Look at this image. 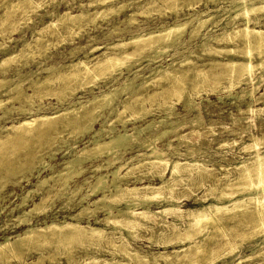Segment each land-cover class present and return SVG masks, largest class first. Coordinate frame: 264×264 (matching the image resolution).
<instances>
[{
    "label": "rangeland",
    "instance_id": "374dc122",
    "mask_svg": "<svg viewBox=\"0 0 264 264\" xmlns=\"http://www.w3.org/2000/svg\"><path fill=\"white\" fill-rule=\"evenodd\" d=\"M177 1H178L177 3H175L176 2L175 1L173 4V2L171 3L170 1H167V0H160V1L158 0H52V1L51 0H27V1L26 0H3V1L0 0V13H1L0 14V27H1L0 28V61L2 59L9 58L10 56L12 57L11 60L6 61V63L3 62L2 65H0V81L4 80L3 84L0 83L1 84L0 85V100H3V103L5 102L4 103V106H6L5 108L11 109L10 112L8 111V114L0 118V129H2L1 127L3 125L4 126L9 125L10 123L14 121L21 120L24 117L32 116L33 114H36V115L37 114L38 115L54 114L56 115V114L61 113L66 108H69V110L78 109V112H80L83 110V108H85V107H81L82 109L80 110V106L83 105V103L87 104V101L92 99V95L97 96V95L102 94L103 92L113 89L112 87L114 88L119 87V85H121L127 79L128 80L132 79L134 74H138V76L134 80L135 84H138L143 77L150 80L147 83L148 85L146 84L144 87V92L146 96L149 93L152 94V92H158V91L161 92L162 90H164V88L167 90L168 88L171 89L172 86L173 87L177 86L176 88L178 89L180 88L183 95L182 94L181 96L171 95V93L169 92L164 93V94L161 93V94L155 95L156 97L145 102V106L151 109V112L147 114L146 117H144L143 119H140L137 122H131L130 120L127 121L124 124V127L125 128L127 127L126 129L128 130L129 133H131L133 132L131 131V128L134 125L136 126L138 125V126H141V128H143L147 124L145 123V121L152 120V124H156L159 120H161V118H163L164 120L162 123L160 124L157 123L154 127L152 126L153 128L151 127L149 128V130L152 129L151 132H148L149 130L147 129L146 131L144 130L142 134H140V140H143V139H146L147 136L150 133H153L155 130L161 131L165 127H166L165 129H169L172 127V124L174 125L176 123L173 126V127H176V130L174 132H170V130H168L165 136H163L162 138H160L159 140L155 142L156 145L159 148L165 149L166 148L165 144L167 140H170L172 144V149L170 150L165 149V151H169L167 153V157H171V158H176V155H170L173 152V149L175 151L184 152L187 148H191L193 152L187 155H183L181 156V158L186 157V159L188 160L194 159V160H199L201 162L204 161V163L210 169L206 172L209 176L206 173H204L202 174V177L200 178L201 180L199 179L197 182H193V183L192 182L190 183L186 180V173H182L181 174L182 180L181 179L180 181L178 180V183L176 184L178 188L175 185L176 189L175 191L173 190L175 194L174 192H172L171 193L172 197L170 199L178 203L179 205L178 210L180 211H184L185 209H192L194 207H197L203 204L206 201L211 200L210 196L204 200L203 199L200 200V199L209 193L210 195L215 196V194L217 195L222 191L221 186H223V183H224L222 180L226 182L228 178H231V179L232 177L234 178L236 176V173L239 170V167H237V169L234 170L236 166L239 165L240 161H242L246 157L253 154L251 149L249 150V148L245 147L246 144L251 142L250 135L253 134V135L260 137L262 136V134H264V81L255 82L254 80L251 83V82L245 81L244 77L240 76L238 73H232V75H230L229 66L225 64V62L228 61L230 57L232 58L233 61L237 63L243 62L245 61V59H247V57H245L244 55V49L241 45V42H239L240 39L238 37H237L238 41H237V38L232 39V40L225 39L219 43L215 41L214 39L212 41L210 40L209 44H211L213 47H216V48L225 47V50L221 54H214V53L210 54V53L204 52L203 46L199 45V44L202 45L204 36L211 35L214 37L215 35L220 34L224 30L226 31L231 30L230 27L232 24L231 23L224 24V23H226V21L227 22L230 21L228 18L229 15H234V13L232 12L233 8H231L234 5L233 3L234 0H197V1L196 0H177ZM184 1H187L185 2V5L187 4L186 6H184ZM139 6H142L141 8L143 9H141ZM104 10H106L108 13ZM175 11L177 12L175 13ZM197 11L200 13H197ZM207 14L212 15L213 16L212 19L209 20L207 22L208 24H206L201 29L200 34L192 38H189V30L191 29L192 24H194L195 22L194 18L195 19L197 17L205 18ZM75 15L79 18L73 17L74 18L73 19L69 17V16H75ZM256 16L259 18V25L263 27L264 26V19H263L264 12L260 11L256 14ZM191 19H192V22L186 25L184 32L182 33L180 39L176 42V44H174V46H170L166 51H162V52L156 51V53L154 52V50H145L144 51L145 53L143 52V54L138 56L136 60L135 59L128 60L130 64V68L126 69L125 66H122L121 67L122 72L120 73V75L115 74L116 79H112L111 76L110 78L109 76L107 77L105 76V77L99 78L98 81H96L95 85H92L91 83H85L81 85V83L78 82L79 81L78 79L71 80L68 82L63 81V80L61 81L59 79L54 80L58 73L65 72V70L68 71V70H72L73 68H76L74 64L78 61H85V62L88 61L87 62L88 64L90 63L93 64L92 62L96 60V57H98L99 55L103 56L105 52L106 54L107 52L108 53L113 52L114 49L116 50V48L112 49L113 45L126 42L131 38V36L133 37V35H137V34L143 35L149 32L158 33L159 31H162V29H164L165 27H172L176 22H184V21H188ZM212 20L218 21V22L212 24L211 23ZM21 21H22V24H21ZM234 23L235 25L242 27L241 24L243 23V20L239 17L234 20ZM58 25H61V26L59 27ZM21 28H22V31H20ZM70 35L73 37V40ZM95 46L98 47V49L96 51L94 50L90 51ZM134 48L136 49L137 46L135 47L133 43H130L124 47L123 51L125 52L127 51L130 52L131 50L134 51ZM254 55L252 57L254 61L252 60V62L254 64H257L259 61L257 59H260V58L257 54L255 56ZM148 57L150 58L152 57L153 61H148ZM185 57L189 58L192 61L190 64H187V65L184 64L182 67H185V68L190 67L191 70L202 68L204 69L205 73L207 71L208 74L206 73V76L208 77L209 80L214 73L211 71H215L217 75L214 74L215 76L213 75L214 77H212L211 80H214V78L217 76L216 78L217 81L215 83H212L211 80L210 81L208 80L210 83L206 82L204 84H201V86L199 85L197 88H193L191 85L188 84L191 81L189 80V78L193 79L192 78L194 75L193 70L189 71L190 73L187 72L188 74L179 72L182 75L184 74L183 75L184 77H182V75L178 73L181 76V78H179L180 76L178 77L177 73H176L177 75L172 73L173 76L175 75L176 77H173L172 75L169 74L161 78H158L157 74H154L153 71H150V69L158 68V65L165 67V69L170 68V70H174L175 67L178 68L180 66V64L183 62V59ZM68 65L71 67L73 66V67L69 68ZM50 66L51 68H49ZM56 71L58 73H56ZM183 72H186V71H183ZM256 74L257 76H259L260 74H264V67H262L261 69H258L256 71ZM176 78L177 80L178 79L180 80L176 81ZM22 81L24 82L22 83ZM40 83H41V86H40ZM230 84H233L231 88H229ZM37 85H39L38 88L36 87ZM61 86L63 88H61ZM15 87L16 88L19 87V89L17 88V91H19L18 98L16 97L12 100H7L9 99L10 96L12 95L15 96L16 94ZM70 87H77V89H75V91L71 93V95L68 92ZM54 90H56L57 92L60 91L59 93L64 91V93L66 94L63 95L64 97L60 96V100H58V97H57L58 95L56 94L57 92L56 91L54 92ZM51 91L54 93H52ZM249 92L251 93L249 94ZM119 94L120 95H118L119 97L117 98L118 102L127 97L126 91H123L122 93L120 92ZM168 94L169 96H167ZM163 96H167V98L166 97L163 98ZM191 96L193 97L192 99H194L193 101L195 105L192 108L189 106H186L185 104V99L188 97H190L191 99ZM161 100L162 102L163 100L168 101V102L170 100L173 103V112H175L176 114H172L171 117H167L166 112L162 109V107L158 106L157 104V102H160ZM73 105L75 106L76 109L73 108L74 107ZM17 107L21 109H16ZM121 108L122 107L119 106L120 110ZM131 111L132 110H129L127 112L129 116L130 114H132ZM73 113L74 112H71L70 115H72ZM102 113L103 115L105 114L107 115L105 116L107 117L106 119L108 120L115 119L114 114H111L108 116L107 110L103 111ZM0 115H1V110H0ZM129 119H132V118L129 117ZM126 120H128V118ZM153 120L155 123L153 122ZM102 121H103V117L102 116L98 117V119L96 120L94 124V128L96 130L101 128V125H104V124H101ZM104 128L107 129V125H105ZM115 129L123 130V127L121 126V122H118V121L115 122ZM192 129H194V131ZM46 130L48 131L47 135L49 136V138L46 135V137H44L43 139L41 138L40 140H37L36 137L31 136L29 137L30 141L28 140L26 144L24 145L20 144V146L18 147L20 149V150L18 149L19 151L26 152V153L30 151L33 153L35 151L33 158L34 159L36 158V159L35 160L33 159L34 165L32 164L33 166L31 165L29 170H27L26 168L18 167L17 172L14 170L12 171L6 170L5 172L4 167H3L7 165L8 163H10V165H12L13 163L20 164L19 162L22 163L23 161L26 160L25 156L21 157L20 155H18L17 157V155L16 156L13 155L14 156L13 157L11 155L6 158L7 160L4 159L6 161L5 163L3 161H1L2 163H0V180L2 179L1 180L2 182L3 180H6L4 181L6 183L3 182V185L0 184L2 186V187L0 186L1 187L0 189V210H1L0 211L1 213L0 214V241L3 240L4 236L14 237L18 233L20 234L21 232H23L26 226L28 227V225L31 223L32 224H36V223L43 224L44 221L50 222L53 220V221L61 222L64 219L69 220L68 217L70 216V214L73 215L74 213L75 214L78 213L82 205H85V204L87 205L85 201H82V203L78 202L80 201L81 196L85 194L88 190H90V187L94 186L98 175L106 173L107 170L109 169V168H106L105 164H103L104 159H106L109 156V154L106 155V153H103L102 155H99V156L90 155L89 157L84 158V161L81 163V165L74 167L73 169H71V171L66 173L68 170L67 164H66L67 159L69 160L72 157H74V154L80 151L82 147H87L88 150H92L91 149L93 147V143H92L93 138L91 137L92 132L91 133L87 132L83 134H80L79 132L78 134V131H77L78 128L73 127L71 125H66L65 119L63 118H60L57 121V123L55 124L54 130L53 128L51 129L49 128V130L48 129ZM1 132H0L1 136L2 134L3 135L5 134L3 130ZM177 134L183 135L185 139L184 138H181L182 140L178 139L176 136ZM186 139L189 141H187ZM43 143L45 144L43 145ZM86 144H88V146H86ZM32 147H34L35 150L34 148L32 149ZM123 148L124 150H122ZM116 150L118 151L117 152V156L119 157L118 161L120 160V161L127 162L128 168H130L132 164H135L138 159L142 158L139 155L136 156L137 154L141 152H145V149L143 147L142 148L137 147L136 143L133 140H131V142H129V144H127L125 147H123V144H121L120 146H118ZM263 150H264V146H261L260 151H263ZM45 160L47 161L46 163H45ZM18 164H13V166L18 165ZM95 164L96 165L103 164L105 165L103 167H105L106 169L102 167V169L99 168L98 170H95V167H96ZM22 169H24L23 172H25L26 176H24L23 172H21ZM74 171H77V172H74ZM8 172L10 173L8 174ZM12 172H14V174ZM57 173L58 174L61 173L62 175L58 176ZM67 174L69 176H67ZM135 174H137V176L143 175L141 174L140 171L138 172L135 171ZM205 174L207 175L206 178H205L206 176ZM144 176L146 177V178H143L145 182L149 181L154 184L159 183V180L156 174L154 175L145 174ZM6 177L10 179L8 180ZM63 177L65 180L63 179ZM216 178L217 180H221V181H218L219 183H217V180L214 181ZM40 179L41 180L46 179V182L40 185L38 184ZM128 180H129L128 182L129 184L138 182L135 180V175H129ZM199 181L200 182L203 181V182L200 183ZM65 182L66 184H64ZM198 182L199 184H197ZM213 184L215 185V187L211 188V186H214ZM189 186H190V189H189ZM216 188L218 190L220 189L221 190L218 191ZM236 188L230 187V188H227L226 191L229 193L232 190L234 191ZM42 194L50 196V198L48 197V200H46L45 202L47 204V209H48V210H45L47 213L44 211V212H39L40 213L39 214L34 211V213L32 212L33 215L30 214L31 218L29 217L30 215L28 216V218L30 219L28 222L29 224L28 223H25V225L20 224L18 222V219L16 218L17 215L21 214L22 210L29 209L30 207L34 206L32 204H34V202L40 199V196H42ZM238 196H240V194ZM94 198L95 197L91 196V200L89 201H92V199ZM224 200H227V199H224ZM224 200L221 202H224ZM156 202L157 201L154 200L149 205L151 210H158L159 206H161V204L157 205ZM90 207L92 208L93 206L90 205ZM122 207H123V204L117 205V208H122ZM101 211L102 209H99V210L97 209L96 214L94 215H91L89 217L87 215L81 216V218L79 219L81 224L86 225L89 222L95 226L105 229V232H107L106 236L111 235V237L109 236V239L112 238L113 235H114L113 238H115V236L116 238L119 237L117 239L122 238L123 242H126L125 245L128 248H133L135 251H138L140 254L141 253L145 254L147 257H149V259L151 258V260L153 259V257H156L157 261L155 264L157 263L164 264L165 259L157 256L159 253L166 252L167 254H170V255L172 254L169 257V260H173V259L175 260L177 259L176 258L177 255L184 254L183 253L184 251L182 249L189 245L188 240H184L181 243L173 242L175 239V236L173 235H175V233L180 232V231L184 232V233L180 232L183 235H185L186 233V226H187L186 219L187 218L183 212H180V214L178 212H175V213L170 212L164 215H160V217L158 218L160 221L155 220V223L157 222L156 224H161L159 226L155 225L154 222H149L147 224V227L132 228L134 230L130 229L129 231H131V234L130 232H127V229H123L120 231L118 230L119 232L115 231V234L111 232L110 234V231L112 229V226L110 224H104L103 221H99L97 224H94L95 216L99 217V219H102L105 216L104 212L103 211L101 212ZM222 214H219L220 217L218 218L216 223L209 224L210 226L212 225L211 229H210V226L208 225L207 227L208 231L205 233L208 237L206 235H204V237L207 238L206 241L209 242V244L205 241V244L203 245V249L204 248L206 249V252L205 250L201 252V254L204 253L202 254L203 257L202 255L199 256L200 254L197 256L195 255L196 256L195 258L199 259V261L196 260L197 264H201L204 261V259H206L204 255H206V253L209 251L215 254L216 258H215L214 264H264V262H262L263 259L259 255V252H258L260 247L262 246L261 236L259 234L249 235L248 232H250V226L246 224V221L243 222L242 224H238L236 223L238 222L236 217H231L228 215L225 216V214L223 215ZM222 218L223 220H221ZM162 221H164L165 223H163ZM219 221H221V224ZM14 222L17 223V225ZM244 223L246 225H244ZM164 224L166 226H164ZM236 224L238 225V227ZM218 225L223 226V232L218 231L219 232L218 233L217 231H215L214 228ZM159 228L165 229V231L161 232ZM224 229L225 230L228 229V230L225 231ZM133 231L135 232L132 233ZM170 232L174 234L172 235ZM243 234L245 235V237ZM106 236H105L106 239L104 238L102 239L103 240L101 242L102 245L96 244L95 243L96 241L94 240L93 242V239H91L93 243H91V240L90 242L89 241L87 242L74 241V240L68 241L66 242L68 243V245L64 243V244L59 245L60 247L58 246L59 251L58 250L56 251L60 253H58L59 255L56 253H55L56 255L52 254L53 256L55 255L54 258L53 256L51 257V255H48L46 250L47 249L54 250L57 246L56 243L46 242V243L41 244L42 246L40 245V247L38 246L35 247L34 245V247L33 246L32 247L35 249V251L32 247L26 249L23 253V254L25 253L26 254L22 256L23 260L21 261L19 260L20 263L18 259H16L15 257H13V259L10 258L9 259L10 262L9 263L7 262V263L8 264H28V263L29 264L31 263L32 264H66L68 257H72V259L75 258L73 260L74 264H77V263L78 264H89L87 263L88 260H90L91 258L95 256L98 260L97 264H102L101 259L103 258L110 259L111 257L112 258L110 259V262L112 264H116V263L128 264V262L129 264H132L133 261H134L133 264H139V263H136V260L129 258V256L127 257V255L122 253L119 250L120 248H118V250H116V252L112 255L110 252L113 250V248L111 245L109 247V245L105 242L108 239ZM164 236H166L167 239H165L166 237ZM201 236L196 235L195 239L196 240L198 238L201 239ZM210 236L212 238L213 237L215 238L211 239ZM208 238L210 241L208 240ZM229 238H232V239H229ZM161 239H164V241H167L169 243L164 244L161 241H159ZM233 240L235 242H233ZM87 243L88 244L90 243V244L88 245ZM211 243L213 244L216 243V244H214L213 246V244ZM233 243L235 245H233ZM93 244H96V245H93ZM62 245L63 246L67 245L66 247H69V249L72 250L70 251L71 253L67 251L66 249L65 250L67 252L65 251L64 253L63 251L64 248L62 247ZM224 245L225 246L227 245V246L225 247ZM210 246H213L216 249L219 247H222V248L214 250V248ZM31 248L32 250L30 251L29 249ZM39 248H44L45 250L43 251V255L45 258L42 257L41 260H37V257L39 255V250H38ZM228 248H234L233 249L234 251H232L228 255L227 254L224 255V258H223L221 254L225 252V250H227ZM62 251L64 254L61 253ZM175 251H177L178 253L177 252L174 253ZM66 254L69 256H67ZM127 258H129L128 262L126 260ZM130 259L133 261H131ZM34 261L36 263H34ZM206 263L207 262H205L204 264Z\"/></svg>",
    "mask_w": 264,
    "mask_h": 264
},
{
    "label": "bare ground",
    "instance_id": "6f19581e",
    "mask_svg": "<svg viewBox=\"0 0 264 264\" xmlns=\"http://www.w3.org/2000/svg\"><path fill=\"white\" fill-rule=\"evenodd\" d=\"M158 1H160V0H158ZM167 1H170L171 3L173 2V4H174L175 1H176L175 3L178 2L177 0H167ZM185 2H187V1H184V6L187 5V4L185 5ZM181 3H183V2H181ZM233 3H234V5L231 8H233L232 9L233 10L232 12L234 13V15H229L228 18H229L230 21H228V22L226 21V23H224V24L231 23L232 24L231 27H230L231 30L230 31L224 30L220 34L215 35L214 37L211 36V35L210 36L209 35L208 36H204L203 41H202V45L201 44H199V45L200 46H203V51L204 52H207V53H210V54H213V53L214 54H221L225 50V47H219V48L213 47L211 44H209V41L210 40L212 41L214 39L215 41H217L219 43V42H221V41H223L225 39L232 40V39H235V38L238 37L240 39L239 42H241V45H242V47L244 49V55H245V57H247V59H245V61H243V62L237 63V62L233 61L232 58L230 57V59L225 62V64L227 66H229L230 75H232V73H238L240 76L244 77V80L245 81H248V82H251V83L254 80H255V82L256 81L257 82L264 81V74H260L259 76H257V74H256V71L258 69H261L262 67H264V26L261 27L259 25V18L256 16V14L258 12H260V11H263L264 12V0H234ZM101 4H103V3H101ZM118 6H119V4H118ZM145 6H144V8H145ZM139 7L141 8L142 6H139ZM5 8H7V7H5ZM221 8H223V7H221ZM15 9H17V8H15ZM141 9H143V8H141ZM227 10H228V8H227ZM104 11H106V10H104ZM31 12H33V11H31ZM114 12H115V10H114ZM176 12L177 11H175V13ZM197 13H200V12L197 11ZM228 13H229V11H228ZM208 14H207V16L205 18H201V17H197L196 19L194 18L195 22H194V24H192L191 29L189 30V38H192V37L197 36L198 34H200L201 29L206 24H208L207 22L209 20L212 19L213 16L212 15H208ZM69 17L70 18H73V17H77V16L75 15V16H69ZM239 17L243 20V23L241 24L242 27H239L238 25H235V23H234V20L236 18H239ZM77 18H79V17H77ZM129 19H130V17H129ZM129 21H131V20H129ZM191 22H192V19L191 20H188V21H184V22H176L172 27H165L164 29H162V31H159L158 33L149 32V33L143 34V35L142 34L133 35V37L131 36V38L128 41L123 42L121 44H115V45H113L112 46V49L116 48V50L114 49L113 52H111V53L110 52L109 53L107 52V54L105 52V54L103 56H100L99 55L98 57H96V60L94 62H92L93 64H91V63L88 64L87 63L88 61H86V62L85 61H78L76 63L74 62L75 64L73 63L76 66V68H73L72 70H68V71L65 70V72H60V73H58L56 71V73H58V74H57V76H56V78L54 80L59 79L61 81L63 80V81H67L68 82V81H71V80H77L78 79L79 80L78 82H80L81 85H83L85 83H91L92 85H95L96 81H98L99 78H102V77H105V76L106 77L109 76V78L111 76L112 79H116L115 74H119L120 75V73L122 72L121 71V67L122 66H125L126 69H129L130 68V64H129L128 60H130V59L131 60L132 59H135L136 60L137 57L140 56V55H142L145 50H154V52L156 53V51L157 52L166 51L170 46H174V44H176V42L180 39L182 33L184 32L186 25L189 24V23H191ZM217 22L218 21H213L212 20L211 23L213 24V23H217ZM21 24H22V21H21ZM24 24H25V22H24ZM58 26L60 27L61 25H58ZM20 31H22V28H21ZM56 31H57V29H56ZM113 32H114V30H113ZM71 38L73 40V37L72 36H71ZM238 38H237V41H238ZM5 39H6V37H5ZM148 39H150V40H148ZM200 39H202V38H200ZM51 40H53V39H51ZM29 42H31V41H29ZM130 43H133L135 45V47L137 46V48L136 49L134 48V51L131 50L130 52L123 51L124 47L127 46ZM30 46H32V45H30ZM224 46H225V44H224ZM233 46H235V45H233ZM236 46H237V44H236ZM97 49H98V47L95 46L90 51H92V50L96 51ZM112 49H110V50H112ZM255 53L260 58V59H257V60H259L257 64H254L252 62V60H253L252 57H253V55ZM152 57L151 58L148 57V61H153V58L154 57L153 58ZM11 59H12L11 56L9 58L2 59L0 61V65H2L3 62L6 63V61L11 60ZM94 59H95V57H94ZM191 61L192 60H190L189 58H186L185 57L183 59V62L180 64V66L179 67L177 66L178 68L175 67L174 70H170V68L169 69H165V67L158 65V68L150 69V71H153L154 74H157L158 75V78H161V77L166 76V75H169V74L173 76L172 73H174V74H176V73L178 74L179 72H181V73H187L189 71H192L193 69L191 70L190 67L185 68V67H182V66L184 64H186V65L187 64H190ZM23 65H25V64H23ZM70 65H72V64H70ZM70 67L71 66H69V68ZM49 68H51V66ZM183 71H186V72H183ZM116 72H118V73H116ZM193 72H194V75L192 77L193 79L189 78V80H191V81H190V83H188L193 88H197L199 85L201 86V84H204L206 82L208 83L211 80L212 77H214L215 75H217V73H215V71H211V72H214L213 75L214 74L215 75L214 76L212 75V77L209 80L208 77L206 76L207 71L205 73L204 69L198 68L196 70H193ZM179 74H178V77L180 75H182V74H180V75ZM183 75H182V77H184ZM126 76H127V74H126ZM137 76H138V74H134L132 79H129V80L127 79L121 85H119V87H115V88L112 87L113 89L108 90L106 92H103L102 94L97 95V96L92 95V99L91 100H88L87 101V104H84L83 103V105L80 106V110L82 109L81 107H85L80 112H78V109L77 110H74V109L72 110L70 108L71 110H69V108H66L61 113L56 114V115H54V114H49V115L48 114H42V115L33 114L32 116L24 117L21 120L14 121V122L10 123L9 125H6V126L3 125L1 127L2 129H0V132L3 130L5 132V134L4 135L2 134V136L0 135V163H2L1 161H3L5 163L6 162L5 160H7L6 158L8 156H11V155L12 156L13 155H15V156L17 155V157H18V155H20L21 157L22 156H25V158H26V160L24 159L25 161H23L22 163L19 162L20 161L19 160L18 162L20 164L13 163V164H18V165L13 166V164L10 165V163H8L9 165L7 164V165L3 166L5 172H6V170H9V171L14 170V171L17 172L18 167L26 168L27 170H29V168L33 164V159H34L33 158V155H34V152L35 151L33 153L31 151L26 153V152L19 151L20 149L18 147L20 146V144L21 145L26 144L28 142V140H29V137H31V136L36 137L37 140H40L41 138L43 139L44 137H46L47 132H48L46 129L49 130V128L50 129L53 128V130H54L55 124L57 123V121L60 118L65 119L66 125H71L73 127L78 128V130H77L78 131V134H79V132H80V134L87 133V132L88 133H91L92 132L91 133L92 134L91 137L93 138V140L91 139L92 140V143H93V147L91 148L92 150H88L87 147H82V149H80V151H78L76 154H74V157H72L69 160L67 159V161L65 160L66 161V164H67V169H68L66 173H68L69 171H71V169H73L74 167H76L78 165H81V163L84 161V158H87L90 155L99 156V155H102L103 153H106V155L109 154V156L107 158L105 157L106 159H104V163H103V164L106 165V168H109V169L107 170L106 173L103 172L104 174L98 175L97 178H96V182H95L94 186L90 187V190H88L85 194H83L81 196L80 201H78V202H81L82 203V201H85V203H87V205L86 204L85 205H82L81 206V209L80 210L78 209L79 210L78 213H76V214L74 213L73 215L70 214V216L68 217L69 220L68 219H64L61 222L60 221L57 222V221H53V220L50 221V222L44 221L43 224H37V223L36 224H32V223L29 224L28 223L29 220H30L28 218V216L30 214H32V212L34 213V211H35V212L39 213V212H44L45 210H48L47 209V204L45 202H46V200H48V197L50 198V196L49 195H44V194H42V196H40V199H38L39 201L37 200L38 202L36 201V202H34V204H32L34 206L30 207L29 209L22 210V213L19 214V215H17V217L15 215V217L18 219V222L20 224L25 225V223H28L29 225L27 224L28 227L26 226V228L20 234L19 233L17 235L14 234L15 235L14 237L4 236L3 237V240L0 241V264H8L10 262L9 259L10 258L13 259V257H15L16 259H18V261L19 260L21 261V260H23V257L22 256L26 254V253L23 254L26 249H28V248H30L32 246L34 247V245H35V247L36 246L40 247L41 244L46 243V242H51V243L54 242L57 245L54 250H48V249L46 250L47 251V254L48 255H51V257L53 256L52 254H55V253L58 254V253H60V252H58L59 251V248H58L59 245L64 244V243H66L68 241H73L74 240V241H85V242L89 241L90 242V240L93 239V242L95 240L96 241L95 243L98 244V245H100L101 242L103 241L102 239L103 238L106 239L105 236H106V233L107 232H105V229L100 228L98 226H95V225H93L92 223H89V222H88V224L83 225V224H81V222L79 220L81 218V216H83V215H87L89 217L91 215L96 214V210L97 209L98 210L99 209H102V211L104 212L105 216L102 219H99V217H97V216H95V217L93 216L94 219H95L94 220V224H97L99 221H103L104 224H110L112 226V229L110 231V234H111V232L115 234V231H118V230L120 231V230H123V229H127V232H130V234H131V231H129L130 229L136 228V227H140V228L147 227V224L149 222H154L155 223V220H159L158 218L160 217V215H164V214L170 213V212H172V213L173 212L174 213L175 212H178L179 214H180V212H183L185 214L186 218H187V219L185 218L187 220L186 233H185V235H183L182 233H180V232H183V231H180V232L175 233V235H173L174 233L172 234V232H170L173 236H175L174 241L172 239L171 240L174 243H179V242L181 243L184 240H188L189 241V245L186 246V247H184L182 249L184 251L183 252L184 254L183 255H180V254L177 255L176 256L177 259H175V260L174 259L173 260H169V257L172 254L170 255V254H167L166 252H161L159 254L157 253L158 254L157 256L162 257L163 259H165L164 264H177V263H179V264H197L196 260L199 261V259H196L195 257L197 255H199V254H200L199 256H201L202 254H204V253L201 254V252H203V250H205V252H206V249L205 248L203 249V245L205 244V241L207 240V238L204 237V235H206L205 233L208 231V229H207L208 225L209 224L216 223L217 220H218V218L220 217L219 214H222V213L225 214V216L228 215V216H231V217H236V219L238 220V222H236V223L242 224L243 222L246 221V224L250 226V232H248L249 235H255V234L258 235L259 234L261 236V238H262V246L260 247V249H259L258 252H259V255L263 259L262 262H264V150L263 151H260V147L261 146H264V134H262V136H260V137H258L256 135H253V134L250 135L251 142L248 143V144H246L245 147L246 148H249V150L251 149L253 154H251L250 156H248L245 159H243L242 161H240L239 165L236 166V168L234 170H236L237 167H239V170H238V172L236 171L237 173H236V176L234 178L233 177H232V179L231 178H228L226 180V182L224 180H222L224 183H223V186H221L222 187V191L219 194L216 195L214 193L215 196H213V195H210V193H209L206 196H204L203 198H201L200 200L207 199L209 196L211 197V200L206 201L203 204H201V205H199L197 207H194L192 209H185L184 211H180V210H178L179 209L178 208V206H179L178 203L177 202H174L170 198L172 197L171 196L172 195L171 193L174 192L175 189H176L175 188V185L178 183V180L180 181V179L182 178L181 174L182 173H186V180L188 182H190V183L191 182L193 183V182H197L202 177V174L206 173L210 168L207 167V165L204 163V161L201 162L199 160H194V159L188 160V159H186V157L185 158H181V156H183V155H187V154L192 153L193 150L191 148H187L184 152L175 151L173 149V152L170 155H176V158H171V157H167V153L169 151H165V149H169V150L172 149V144H171V141L170 140H167V142L165 144V146H166L165 149L159 148L156 145L155 142L157 140H159L160 138H162L163 136H165V134L168 132V130H170V132H174L176 130V127H173L176 123L174 125L172 124V127L169 128V129H165L166 128L165 127L163 130L159 129L161 131H156L155 130L153 133H150L147 136L146 139H143V140H140V134H142L144 130L145 131L147 129L149 130L150 127L153 128L157 123H159V124L162 123L163 120H164L163 118H161V120H159L156 124H152V120L145 121V123H147V124L145 125V127L142 126L143 128H141V126L134 125L131 128V131H133L131 133H129L128 130L126 129L127 127L126 128L124 127V124L127 121L130 120L131 122H137L140 119H143L144 117H146V115L151 112V109H149L148 107L145 106V102L146 101H149L150 99H153L154 97H156L155 95L161 94V93L164 94V93H168V92L171 93V95H177V96H181V94L183 95V93H182V91H181L180 88L178 89V88H176L177 86H174V87L172 86L171 89L168 88L166 90L164 88V90H162L161 92H159V91L158 92H152V94L149 93L146 96L145 95V92H144V87L148 83V81H150V80H148L147 78H144V77L142 78L141 77L142 78L141 81L138 84H135L134 83V80H135V78ZM209 76H210V74H209ZM173 77H176V76L174 75ZM173 77H171V78H173ZM177 78H176V81L180 80V79L177 80ZM179 78H181V76ZM216 78H217V76L214 78V80H211L212 83H215L217 81ZM23 82L24 81H22V83ZM167 82H166V84H167ZM0 83L3 84L4 83V80L0 81ZM179 83H181V82H179ZM183 83H185V82H183ZM38 86L39 85H37L36 87L38 88ZM40 86H41V83H40ZM232 86H233V84H230L229 88H231ZM255 87H256V85H255ZM17 88L19 89V87H17ZM17 88L15 89L16 90L15 96L12 95L7 100H12V99H14L16 97L18 98L19 91H17ZM61 88H63V87L61 86ZM75 89H77V87H70L69 88L68 92L70 93V95H71V93H73L75 91ZM55 91L56 90H54V92ZM123 91H126L127 97L125 99H122V100H120L118 102V100H117V98L119 97L118 95H120L119 93L120 92L122 93ZM54 92H52V93H54ZM59 92L60 91H58L56 93L58 95L57 96L58 97V100H60V96L64 97L63 95L66 94V93H64V91H62L61 93H59ZM250 93L251 92H249V94ZM167 96H169V94ZM167 96H163V98L164 97L167 98ZM188 96H190V95H188ZM192 96H191V99H190V97H188V98L185 99L186 106H189L191 108L193 106H195L194 105V101H193L194 99H192L193 98ZM31 98H33V97H31ZM166 98H165V100H166ZM128 99H130V100H128ZM161 99H162V97H161ZM131 100H132V102H131ZM153 102H154V100H153ZM4 103H3V100H0V110H1L0 118L4 117L6 114H8V111L10 112V110H11L10 108H8V109L5 108L6 106H4ZM72 103H74V102H72ZM157 104H158V106L162 107V109L166 112L167 117H171L172 114H176L175 112H173V103L170 100H169V102L168 101H164V100L162 102V100H161L160 102H157ZM19 105H20V103H19ZM30 105H32V104H30ZM119 106L122 107L121 110L119 109ZM73 108H75V106ZM16 109H21V108H18L17 107ZM105 110H107L108 116L111 115V114H114L115 115V119L114 120H112V119L111 120L106 119L107 118L106 117L107 115L105 114L106 115L105 116L102 113ZM129 110H132L131 111L132 114H130V116L127 113ZM71 112H74V113L72 115H70ZM101 116L103 117V121L101 122V124H104V125H101V128H99L98 130H96L94 128V124H95L96 120L98 119V117H101ZM129 117H131L132 119H129ZM127 118H128V120H126ZM197 119H198V117H197ZM116 121L121 122V126L123 127V130L115 129V122ZM153 122H154V120H153ZM105 125H107V129L104 128ZM164 126H166V125H164ZM160 128H161V126H160ZM151 130H149L148 132H151ZM192 130L194 131V129H192ZM59 133H60V131H59ZM196 133H198V132H196ZM176 136H177L178 139L184 138L183 135H178L177 134ZM48 138H49V136H48ZM131 140H133L136 143V146L137 147H139V148H142L143 147L145 149V152H141V153L137 154L136 156L139 155L142 158L141 159H138L135 164H132L131 167L128 168L127 162L120 161V160L118 161L119 157L117 156V152L118 151L116 149L121 144H123V147H125L127 144H129V142H131ZM187 141H189V140H187ZM40 144H41V142H40ZM44 144L45 143H43V145ZM28 146H29V144H28ZM86 146H88V144H86ZM33 148L34 147H32V149ZM34 150H35V148H34ZM122 150H124V148ZM19 153H21L22 155L19 154ZM35 155H36V153H35ZM130 160H131V158H130ZM46 162L47 161L45 160V163ZM103 164H98V165L95 164V166H96L95 167V170H98L99 168L102 169V167L105 166ZM1 166H2V164H1ZM103 168H105V167H103ZM23 171H24V169H22L21 172H23ZM135 171H137V172L140 171L141 174H143V175L142 176H137L138 173L135 174ZM18 172H19V170H18ZM72 172H70V173H72ZM74 172H77V171H74ZM9 173L10 172H8V174ZM12 173L14 174V172H12ZM30 173H32V172H30ZM17 174H19V173H17ZM23 174H24V176H26L25 175V172H23ZM145 174H150V175L151 174L152 175L156 174L157 175V178L159 180V183L154 184V183H151L149 181L148 182H145L143 180V178H146L144 176ZM61 175H62L61 173L58 174V176H61ZM129 175H135V180L138 181V182L137 183L134 182L133 184H129L128 183L129 182V180H128ZM207 175L205 176V178L207 177ZM213 175H214V173H213ZM49 176H47V177H49ZM58 176H56V177H58ZM67 176H69V175L67 174ZM1 177H3V176H1ZM133 178H134V176H133ZM7 179L9 180L10 178H7ZM59 179H61V178H59ZM59 179H58V181H59ZM63 179H64V177H63ZM184 179H185V177H184ZM218 179H220V178H218ZM216 180H217V178L214 181H216ZM4 181H6V180H3V182ZM74 181H72V182H74ZM218 181H221V180H217V183H219ZM3 182L1 181L0 184L3 185ZM45 182H46V179H42V180L40 179V181H39L38 184L41 185V184H43ZM199 182L197 184H199ZM201 182H203V181H201ZM4 183H6V182H4ZM61 183H63V182H61ZM64 184H66V182ZM215 185L214 186H211V188L212 187L214 188ZM49 186H51V185H49ZM1 187H0V189H1ZM176 187L178 188L177 185H176ZM230 187H233V188H236L237 187V188L234 191L232 190V191H230L228 193L226 191V189L227 188H230ZM189 189H190V186H189ZM220 190H218V191H220ZM206 193H208V192H206ZM174 194H175V192H174ZM239 194H240V196H238ZM203 195H205V194H203ZM91 196L92 197H95V198L92 199V201H89V200H91ZM174 197H176V196H174ZM224 199H227V200H224ZM154 200L157 201L156 202L157 205H160L161 204V206H159V209L158 210H151L150 209V206L149 205ZM223 200H224V202H221ZM120 204H123V207L122 208H117V205H120ZM90 205H92L93 207L91 208ZM137 209H139V210H137ZM18 213H19V211H18ZM29 217L31 218V215ZM84 218H86V217H84ZM221 220H223V218ZM162 222L165 223L164 221H162ZM219 222L221 224V221H219ZM156 223H155V225H157V226L161 225V224H156ZM15 224L17 225V223H15ZM217 224H219V223H217ZM246 224L244 223V225H246ZM164 226H166V225L164 224ZM148 227H150V226H148ZM211 227H212V225L210 226V229H211ZM237 227H238V225H237ZM159 229L161 230V232L162 231H165V229H161V228H159ZM174 229H176V228H174ZM214 229L217 232L218 231L219 232H223V226H219L218 225ZM132 230H134V229H132ZM176 230H178V229H176ZM227 230H225V231H227ZM134 232L135 231H133L132 233H134ZM239 233H240V231H239ZM246 233H247V231H246ZM246 233H244V234H246ZM222 234H224V233H222ZM196 235H200V236L202 235L201 236V239L198 238L196 240L195 239V236ZM243 235H242V237H243ZM109 236L111 237V235H109ZM109 236H106L108 239L105 242L109 245V247H110V245L112 246L113 250L111 252L109 251L112 255L116 252V250H118V248H120L119 250L122 253H124L125 255H127V257L129 256V258H132V259L136 260V263H139V264H151V263L152 264H155L156 263V261H157L156 257H153V259L151 260V258L149 259V257H147L145 254H142V253L140 254L138 251H135L133 248H128L125 245L126 242H123L122 238L121 239H117L119 237L116 238V236H115V238H113V236H114L113 235L112 238L109 239ZM169 236H170V234H169ZM164 237H166V236H164ZM244 237H245V235H244ZM214 238L215 237H213V238L211 237V239H214ZM236 238H238V237H236ZM165 239H167V237ZM229 239H232V238H229ZM208 240H209V238H208ZM159 241H161L164 244L169 243L167 241H164V239H161ZM93 242L91 240V243H93ZM233 242H235V241L233 240ZM207 243L209 244V242H207ZM66 244L68 245V243H66ZM72 244H74V243H72ZM96 244H93V245H96ZM211 244H213V243H211ZM214 244H216V243H214ZM214 244H213V246H214ZM220 244H222V243H220ZM233 245H235V244L233 243ZM66 246H63L62 245V247L64 248V250H63L64 253H65L66 250L69 251V252L72 251L71 249H69V247H66ZM213 246H210V247H213ZM43 247H44V245H43ZM32 248L29 249V250L31 251ZM71 248H72V246H71ZM219 248H222V247H219ZM219 248H217V249H219ZM215 249L216 248H214V250ZM233 249L234 248H228L227 250H225V252H223L221 254V256H223V258H224V255H226V254L228 255L229 253H231L232 251H234ZM38 250H39V255L37 257V260H41L42 257L45 258L44 255H43V251H45L44 248H39ZM56 250H58V251H56ZM34 251H35V249H34ZM63 251L61 253H63ZM176 252L177 251H175L174 253H176ZM45 256H46V254H45ZM54 256H53V258H54ZM67 256H69V255H67ZM122 256H124V255H122ZM204 256L206 258V259H204V261L207 262L206 264H214V261H215V258L216 257H215V254L213 252H210L209 251ZM202 257H203V255H202ZM202 257H201V259H202ZM129 258L126 259L127 262H128V259ZM74 259L75 258L72 259V257H68L66 264H74L73 263V260ZM110 259L103 258V259H101L102 260L101 262H102V264H112L110 262ZM201 259H200V261H201ZM20 261H19V263H20ZM50 261H52V260H50ZM97 261H98L97 258L94 256L93 258H91L90 260H88V262L87 261L86 262L89 263V264H97ZM118 261H119V259H118ZM131 261H133V260H131ZM30 262H32V261H30ZM34 263H36V262L34 261ZM133 263H134V261H133ZM116 264H118V263H116ZM128 264H129V262H128Z\"/></svg>",
    "mask_w": 264,
    "mask_h": 264
}]
</instances>
